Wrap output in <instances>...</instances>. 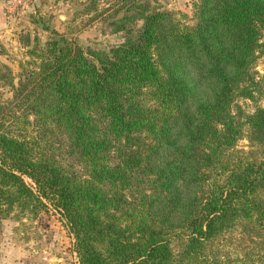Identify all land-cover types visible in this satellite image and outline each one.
I'll list each match as a JSON object with an SVG mask.
<instances>
[{"label": "trees", "instance_id": "1", "mask_svg": "<svg viewBox=\"0 0 264 264\" xmlns=\"http://www.w3.org/2000/svg\"><path fill=\"white\" fill-rule=\"evenodd\" d=\"M112 11L109 49L28 50L0 112V219L51 204L79 264L264 263V106L236 101L264 92V0Z\"/></svg>", "mask_w": 264, "mask_h": 264}, {"label": "rangeland", "instance_id": "2", "mask_svg": "<svg viewBox=\"0 0 264 264\" xmlns=\"http://www.w3.org/2000/svg\"><path fill=\"white\" fill-rule=\"evenodd\" d=\"M152 1L159 7L188 13L191 12L193 2ZM118 2L119 0H46L45 4H33L24 14H20L21 16L16 18L10 39L0 41V69L4 70L2 67L5 65L11 70L7 83L0 80V112H6L12 106L15 89L20 81L25 80V72L36 65L28 54V50L35 44L44 46L54 39L59 43L74 42L84 49H109L124 40V31H114L110 24L112 19L107 16L113 13V7H116ZM28 3L31 4L29 0H23L15 10L27 8ZM252 70L264 90V56L257 58ZM236 101L245 112H249L256 105L264 106V92L257 94L255 99L238 98ZM32 134L30 132L28 135ZM235 147L248 149L247 138H240ZM26 180L31 182L28 178ZM228 246V249H233ZM5 249L7 253H4ZM39 255L42 258L48 256L47 264H79L73 248V235L57 209L48 204V207L41 208L36 216L15 212L0 219L1 262L23 264V258L32 259ZM252 264L264 263L260 261Z\"/></svg>", "mask_w": 264, "mask_h": 264}, {"label": "crops", "instance_id": "3", "mask_svg": "<svg viewBox=\"0 0 264 264\" xmlns=\"http://www.w3.org/2000/svg\"><path fill=\"white\" fill-rule=\"evenodd\" d=\"M46 0H29L31 4L26 5L27 8H19L17 10H13L10 7L9 0H0V41H6L10 39L12 30L16 24V18L20 17V14H24L26 9H29V6H33V4L43 3L45 4ZM14 12H13V11ZM4 253H7V249L4 250ZM48 258V256H47ZM46 256L41 257V255L34 257V258H23V264H47L49 261L47 260ZM0 264H5L4 262L0 261Z\"/></svg>", "mask_w": 264, "mask_h": 264}, {"label": "built area", "instance_id": "4", "mask_svg": "<svg viewBox=\"0 0 264 264\" xmlns=\"http://www.w3.org/2000/svg\"><path fill=\"white\" fill-rule=\"evenodd\" d=\"M10 1V7L14 10L18 4H22L23 0H9ZM12 10V11H13Z\"/></svg>", "mask_w": 264, "mask_h": 264}]
</instances>
